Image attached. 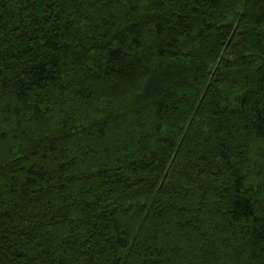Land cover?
<instances>
[{
  "label": "trees",
  "instance_id": "1",
  "mask_svg": "<svg viewBox=\"0 0 264 264\" xmlns=\"http://www.w3.org/2000/svg\"><path fill=\"white\" fill-rule=\"evenodd\" d=\"M0 264H264V0H0Z\"/></svg>",
  "mask_w": 264,
  "mask_h": 264
}]
</instances>
